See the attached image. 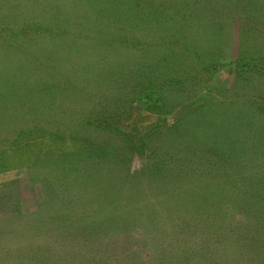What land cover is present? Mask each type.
<instances>
[{"label":"rangeland","instance_id":"rangeland-1","mask_svg":"<svg viewBox=\"0 0 264 264\" xmlns=\"http://www.w3.org/2000/svg\"><path fill=\"white\" fill-rule=\"evenodd\" d=\"M52 20L80 38L66 49L71 61L48 62V46L38 44L37 58L19 49L35 35L54 45L57 32L38 26ZM170 66L185 88L169 82ZM23 77L44 92L27 96L15 117L0 116V264H91V206L113 219L110 204L122 203L116 194L120 203L91 199V159L75 166L91 145L111 149L102 179L110 192L127 174L186 161L207 162L211 176L251 174L223 168L221 142L250 121L264 125V13L241 0H0V91ZM145 181L147 172L134 183ZM136 227L96 240L171 239Z\"/></svg>","mask_w":264,"mask_h":264},{"label":"trees","instance_id":"trees-1","mask_svg":"<svg viewBox=\"0 0 264 264\" xmlns=\"http://www.w3.org/2000/svg\"><path fill=\"white\" fill-rule=\"evenodd\" d=\"M245 2L255 14L264 13V0H241V4ZM175 22L169 24V31L177 25ZM49 23H38V26L42 30L53 29L57 32V38H51L52 41L57 39L54 45L50 47L48 40L35 35L26 38L25 44L18 45L19 49L24 51V47L26 50L31 48L28 51L37 58L41 56L37 51L39 45L48 46V62L56 60L54 58L59 55H63L64 61L73 60L75 57L70 50L76 46L72 41L80 38L73 39L69 30L62 28L55 20ZM127 23L131 28L145 26V22L137 19H126L124 24L129 27ZM57 26L59 31L56 30ZM62 33L68 36L61 39ZM68 48L70 50L66 51ZM42 51L45 52L44 48ZM30 61L33 63V59ZM22 65L25 74L33 70L26 69L24 62ZM175 69L172 66L167 69L171 73L169 82H173L175 89L181 90L185 88L187 80L183 78L182 71ZM93 72L94 69H88L82 78L91 77ZM131 75L127 74L125 78L131 79ZM21 81V84L14 85L5 80V88L0 91V97L5 98H0L1 117L5 112L13 117L23 112L27 96L29 101L42 97L44 91L29 87L26 77ZM163 87L167 85H161V89ZM7 105H10L9 110H6ZM238 121L241 120L238 118ZM259 124L250 121L249 127L240 132L239 137L230 136L221 142L224 145L221 157L223 168L227 171L247 168L251 173L247 177L244 171L231 179L223 174L211 176L212 167L207 162L195 161L193 164L199 168H193L192 162L186 161L170 168H157L154 171L144 169L143 172L127 174L118 182V187L115 185L111 188L114 192H110L103 188L102 179L105 177V165L112 160L108 159V156H112L111 149L106 151L107 146L102 149L101 145H91L88 158H81L75 163L76 167L82 162L89 165L91 159V192L96 196H91V199L97 202L99 198H107V201L111 199L120 203L118 197L122 198L120 205L110 204L111 212L108 215L113 216V219L98 216L96 209L91 206V239H94L91 241V255H94L91 264H264V125ZM158 150L159 147L154 148L153 156ZM178 150L174 149L176 152ZM146 172V184H135L134 180ZM136 226H142L147 231L153 229L160 237L168 234L171 239L140 240L134 243L96 240L105 230L113 233L126 231L127 234L130 230L132 233ZM55 258L50 257L49 261H55ZM76 263L82 264L80 261Z\"/></svg>","mask_w":264,"mask_h":264}]
</instances>
